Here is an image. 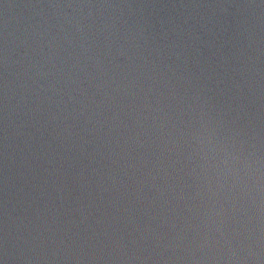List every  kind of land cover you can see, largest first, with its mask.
<instances>
[{"label":"water","instance_id":"water-1","mask_svg":"<svg viewBox=\"0 0 264 264\" xmlns=\"http://www.w3.org/2000/svg\"><path fill=\"white\" fill-rule=\"evenodd\" d=\"M0 264H264V0H0Z\"/></svg>","mask_w":264,"mask_h":264}]
</instances>
